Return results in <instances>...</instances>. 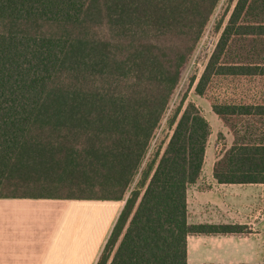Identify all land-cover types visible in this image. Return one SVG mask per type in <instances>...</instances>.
Returning a JSON list of instances; mask_svg holds the SVG:
<instances>
[{"label": "trees", "instance_id": "trees-1", "mask_svg": "<svg viewBox=\"0 0 264 264\" xmlns=\"http://www.w3.org/2000/svg\"><path fill=\"white\" fill-rule=\"evenodd\" d=\"M220 2L0 0V199L126 200L97 264H190L191 237L245 234L189 222L212 135L196 104L152 148ZM228 13L191 85L233 136L216 182L264 185V0Z\"/></svg>", "mask_w": 264, "mask_h": 264}, {"label": "crops", "instance_id": "crops-1", "mask_svg": "<svg viewBox=\"0 0 264 264\" xmlns=\"http://www.w3.org/2000/svg\"><path fill=\"white\" fill-rule=\"evenodd\" d=\"M237 1H233L224 25ZM210 113L220 132H227L211 108ZM212 178L214 183H208L201 176L189 189L191 224H219L217 219H202V213L192 216L191 199L210 193L222 198L220 194L225 193L236 203L244 200L245 206L264 190V185H219L213 173ZM205 183L213 188L211 192L201 188ZM125 204L126 200L0 199V264H97Z\"/></svg>", "mask_w": 264, "mask_h": 264}, {"label": "rangeland", "instance_id": "rangeland-1", "mask_svg": "<svg viewBox=\"0 0 264 264\" xmlns=\"http://www.w3.org/2000/svg\"><path fill=\"white\" fill-rule=\"evenodd\" d=\"M233 1L221 0L218 5L210 26L183 74L182 83L174 97L171 110L162 123L152 145L153 153L159 151L162 154L164 152L172 135V131L167 124L168 117L180 104L183 96H185V106L188 103L196 104L202 110L204 116L211 121L213 131L208 143L206 162L202 173V178L208 183H214L212 178L214 164L221 157L222 152L231 146L233 136L226 131L220 134L217 123L211 117L209 104L195 95V86L219 38L220 34L215 31L217 20L220 19L225 11H231ZM45 30H47V27ZM193 78H196L197 81L194 85H191ZM205 184L201 185V188H204L206 192L210 191L209 189H213L207 188L209 186H207V183ZM25 192H27L26 189L13 186H7L3 190L5 195H20ZM61 193V195H66L67 191H61ZM220 196L222 198L217 195L213 196L210 193L203 198L191 199L192 216L194 214L201 216L199 213H202V219H214V221L217 219L219 224L242 223L246 228V233L243 235L213 236L212 238L210 236L192 237L190 240V264H264V190L261 194L247 200L245 206H242L244 205V200L236 203L231 201L232 198L230 196L225 197V193L220 194ZM239 210L241 213H239Z\"/></svg>", "mask_w": 264, "mask_h": 264}, {"label": "built area", "instance_id": "built-area-1", "mask_svg": "<svg viewBox=\"0 0 264 264\" xmlns=\"http://www.w3.org/2000/svg\"><path fill=\"white\" fill-rule=\"evenodd\" d=\"M217 43V42H216ZM216 45V44H215ZM215 45H214V47H213V50H214V48H215ZM213 52V51H212Z\"/></svg>", "mask_w": 264, "mask_h": 264}]
</instances>
